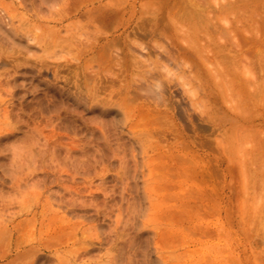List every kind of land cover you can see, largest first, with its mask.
Wrapping results in <instances>:
<instances>
[{
    "label": "rangeland",
    "instance_id": "obj_1",
    "mask_svg": "<svg viewBox=\"0 0 264 264\" xmlns=\"http://www.w3.org/2000/svg\"><path fill=\"white\" fill-rule=\"evenodd\" d=\"M0 57V264H264V0H0Z\"/></svg>",
    "mask_w": 264,
    "mask_h": 264
},
{
    "label": "bare ground",
    "instance_id": "obj_2",
    "mask_svg": "<svg viewBox=\"0 0 264 264\" xmlns=\"http://www.w3.org/2000/svg\"><path fill=\"white\" fill-rule=\"evenodd\" d=\"M155 15H157V13H154ZM141 16V15H140ZM156 17V16H155ZM155 17H154V20L155 21H150L149 23H145V21H144V24H139V27H141L140 25H145L146 24V26H145V28L147 27V29L145 30L146 32H148V28H151V29H149L150 30V35L151 34H154V35H156V34H159V33H162L163 31H162V29L161 28H159L160 26H159V23H158V20H159V18L157 17L156 19H155ZM153 19V18H152ZM143 20V19H142ZM160 21V20H159ZM129 23V22H128ZM135 23V22H134ZM139 23V22H138ZM137 23V24H138ZM141 23H143L142 21H141ZM137 24H136V26H137ZM135 26V27H136ZM134 27V28H135ZM143 27V26H142ZM133 28V29H134ZM138 28V27H137ZM144 28V27H143ZM144 28V29H145ZM133 29H132V31H133ZM139 29V28H138ZM141 30H143V29H141ZM138 31V30H137ZM139 32H140V29H139ZM141 33H143V32H141ZM145 33V32H144ZM149 34V33H148ZM147 34V35H148ZM147 37V36H146ZM147 47V46H146ZM148 48V47H147ZM150 50V49H149ZM152 50V49H151ZM152 52V51H151ZM164 53V52H163ZM163 53H160V55L161 54H163ZM165 54H167L168 56V58L171 60V59H175L174 57H172V56H177V54H175V53H173L171 50H169V51H166L165 50ZM167 58V59H168ZM177 58V57H176ZM0 63L1 64H6V63H8L4 58H2V57H0ZM145 64H147V65H145V66H148V67H146V72L148 73V74H150V76L153 78V77H156V76H158V68H157V66H154V67H151V65H150V63H146L145 62ZM165 63H162V65H160V67L162 66H165L164 65ZM149 65H150V67H149ZM158 67H159V65H158ZM143 68H145V67H143ZM142 68V69H143ZM146 72H144V73H146ZM147 74V75H148ZM146 75V74H145ZM149 76V75H148ZM146 77V76H145ZM151 78V79H152ZM150 79V78H149ZM149 85V84H148ZM168 85V84H167ZM167 88V87H166ZM162 90H163V88H162ZM147 97L148 96H146V99H147ZM161 97V96H160ZM149 98V97H148ZM159 99H161V98H159L158 97V99L157 100H159ZM166 99H162V102L165 104V105H168L169 107H168V109L169 108H171L170 110H172V112H171V114H178L181 118H182V120L183 121H187L186 120V117H184V114H185V108H183L182 107V105L178 102H176V101H174L173 99H171L170 97H168L167 98V101H165ZM150 100H148V102H149ZM150 103V102H149ZM160 103H161V101H160ZM158 104V103H157ZM159 106V105H158ZM161 111V110H160Z\"/></svg>",
    "mask_w": 264,
    "mask_h": 264
}]
</instances>
